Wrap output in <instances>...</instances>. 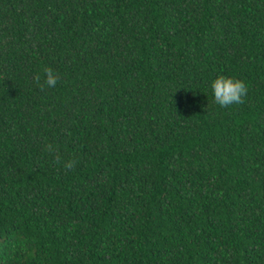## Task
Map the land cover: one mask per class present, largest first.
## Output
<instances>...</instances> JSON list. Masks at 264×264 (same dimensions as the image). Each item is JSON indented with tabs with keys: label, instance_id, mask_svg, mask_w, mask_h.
Listing matches in <instances>:
<instances>
[{
	"label": "trees",
	"instance_id": "obj_1",
	"mask_svg": "<svg viewBox=\"0 0 264 264\" xmlns=\"http://www.w3.org/2000/svg\"><path fill=\"white\" fill-rule=\"evenodd\" d=\"M0 264H264V0H0Z\"/></svg>",
	"mask_w": 264,
	"mask_h": 264
},
{
	"label": "clouds",
	"instance_id": "obj_2",
	"mask_svg": "<svg viewBox=\"0 0 264 264\" xmlns=\"http://www.w3.org/2000/svg\"><path fill=\"white\" fill-rule=\"evenodd\" d=\"M46 79L44 83L41 84L40 76L36 75L34 77L37 87L41 91L45 87L53 88L57 85L59 80L58 73H55L51 68H46L45 70ZM214 102L218 104L221 108H228L233 104H243L245 102L244 98L247 95L248 87L243 80L233 79L226 76H218L211 84ZM59 163V161H57ZM77 161L70 160L64 167L66 169H74Z\"/></svg>",
	"mask_w": 264,
	"mask_h": 264
}]
</instances>
